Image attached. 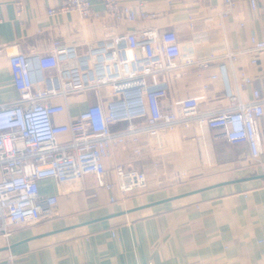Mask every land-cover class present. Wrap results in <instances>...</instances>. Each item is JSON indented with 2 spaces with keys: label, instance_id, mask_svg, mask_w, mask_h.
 <instances>
[{
  "label": "built area",
  "instance_id": "built-area-1",
  "mask_svg": "<svg viewBox=\"0 0 264 264\" xmlns=\"http://www.w3.org/2000/svg\"><path fill=\"white\" fill-rule=\"evenodd\" d=\"M20 17L23 0H13ZM61 0L48 9L53 18L77 13L82 20L102 21L104 36L84 48L66 47L54 39L45 51L18 52L9 58L16 101L0 104V236L8 239L18 227L34 226L56 214L59 194L42 195V181L54 180L60 193L69 187L83 190L92 175L101 188L111 190L104 180L105 160L112 156L119 140L142 135L151 151L165 152L172 164L186 161L185 141L200 147L204 170H212L225 157L248 154L262 164L264 142L260 122L264 117V93L252 89L250 101H243L232 87L227 63L235 53L226 43L224 25L235 0H223L228 9L209 17L190 16V38L182 42L172 28L148 25L134 33H116L119 21L152 24L158 14L149 11L148 1L122 5L120 0ZM171 3L172 0H166ZM253 13H263L259 0H247ZM3 18L0 16V25ZM243 25V21L239 22ZM250 44L264 53V40L251 35ZM254 65L258 59H253ZM216 64L218 74L208 71ZM202 82H221L227 106L214 109L206 93L185 95L186 77ZM182 85L183 97L171 101ZM253 78L242 74L244 87ZM93 92L98 103L91 105L67 125L55 117L66 107L55 99H67ZM175 108L167 111L166 102ZM121 126H124L123 128ZM70 139L61 141L62 135ZM140 154V149H135ZM118 188L126 194L146 189L147 176L136 168L118 167ZM189 178L181 172L178 178ZM7 264H16L10 256Z\"/></svg>",
  "mask_w": 264,
  "mask_h": 264
},
{
  "label": "crops",
  "instance_id": "crops-1",
  "mask_svg": "<svg viewBox=\"0 0 264 264\" xmlns=\"http://www.w3.org/2000/svg\"><path fill=\"white\" fill-rule=\"evenodd\" d=\"M91 1L96 9L103 10L100 2ZM23 2L25 10L18 17L13 0H0V104L19 98L12 84L10 56L21 51H45L54 39L63 46L82 49L104 36L101 20H82L77 13L49 17L48 9L57 7L61 0ZM136 2L120 0L122 5ZM148 4L149 11L158 14L152 24L119 21L115 32L134 33L157 25L172 28L184 42L190 38V16L209 17L228 9L223 0H150ZM259 5L263 6L264 0H259ZM224 31L226 43L235 53L233 61L227 63L230 83L243 101H250L253 88L264 93V53L256 52L250 44L251 35L264 40V14L253 13L247 0H235ZM255 58L257 65L252 63ZM208 72L218 74L216 64ZM243 73L253 78L252 87L241 86ZM207 83L209 90L205 91L196 75L186 77L185 95L206 93L214 109L227 106L221 82ZM175 85L179 90L173 91L172 102L184 95L182 85L178 81ZM55 102L66 107L55 117L56 123L67 125L98 103V97L88 91ZM165 108L175 111L170 101ZM260 128L264 142V117ZM59 139L66 141L70 135ZM136 148L140 154L135 153ZM181 158L186 161L182 165L168 162L165 152L149 150L144 136L139 135L119 140L112 156L105 160L104 180L114 185L111 190L99 187L92 175L86 177L83 190L69 187L65 193L59 192L54 180L42 181V195L59 194L56 214L34 226L15 228L8 239L0 236V249L13 246L0 251V264H7L10 256L16 264H264V157L262 164L256 165L248 154H236L223 158L215 169L204 171L199 145L185 141ZM121 166L144 172L147 188L123 194L116 172ZM181 172L189 173L190 183L175 181ZM254 176L261 178L161 202ZM198 180L210 183L192 188ZM152 203L157 204L147 207Z\"/></svg>",
  "mask_w": 264,
  "mask_h": 264
},
{
  "label": "water",
  "instance_id": "water-1",
  "mask_svg": "<svg viewBox=\"0 0 264 264\" xmlns=\"http://www.w3.org/2000/svg\"><path fill=\"white\" fill-rule=\"evenodd\" d=\"M259 178H261V177L260 176L245 177V178L235 179V180H232V181L218 183V184L210 185V186H207V187L199 188V189H196V190H192V191H189V192L174 196L172 198H168V199L163 200L161 202L175 200V199L187 197V196H190V195H194V194H197V193H201V192H204V191H207V190H211V189H214V188H217V187H221V186H225V185H231V184H238V183H241V182H246V181L255 180V179H259ZM157 203H159V202H157ZM157 203H152L150 205H147V207L154 206ZM142 208L143 207H141L140 209H142ZM135 210H137V209H135ZM12 247L13 246L3 247V248L0 249V251H2V250H6L7 251L8 249H11Z\"/></svg>",
  "mask_w": 264,
  "mask_h": 264
},
{
  "label": "rangeland",
  "instance_id": "rangeland-1",
  "mask_svg": "<svg viewBox=\"0 0 264 264\" xmlns=\"http://www.w3.org/2000/svg\"><path fill=\"white\" fill-rule=\"evenodd\" d=\"M203 170H204V168H203ZM204 171H206V170H204ZM205 176H207V174H204L203 175V177L205 178ZM176 177H177V175H176ZM209 177H212V176H209ZM208 177V178H209ZM191 178V177H190ZM190 178H188L187 179V177H184V178H177V179H175V181L177 182V183H181V182H183L184 184L186 183V182H189L190 183V181H191V179ZM206 179V180H210V178L209 179ZM197 179H199V178H197ZM187 180V181H186ZM194 182V181H193ZM208 183H210L209 181H203V182H199V180L196 182V184H194V185H192L191 187L192 188H197V187H199V186H202V185H204V184H208Z\"/></svg>",
  "mask_w": 264,
  "mask_h": 264
}]
</instances>
